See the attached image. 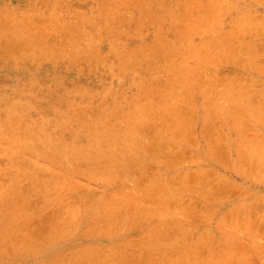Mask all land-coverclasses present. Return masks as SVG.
I'll return each instance as SVG.
<instances>
[{"label":"rangeland","instance_id":"374dc122","mask_svg":"<svg viewBox=\"0 0 264 264\" xmlns=\"http://www.w3.org/2000/svg\"><path fill=\"white\" fill-rule=\"evenodd\" d=\"M263 141L264 0H0V264H264Z\"/></svg>","mask_w":264,"mask_h":264},{"label":"bare ground","instance_id":"6f19581e","mask_svg":"<svg viewBox=\"0 0 264 264\" xmlns=\"http://www.w3.org/2000/svg\"><path fill=\"white\" fill-rule=\"evenodd\" d=\"M208 6V5H207ZM220 18V17H219ZM192 25V24H191ZM35 26V25H34ZM82 37V36H81ZM96 102V101H95ZM71 140V139H70ZM264 142V141H263ZM262 146V145H261ZM69 166V165H68ZM106 206V205H105Z\"/></svg>","mask_w":264,"mask_h":264}]
</instances>
